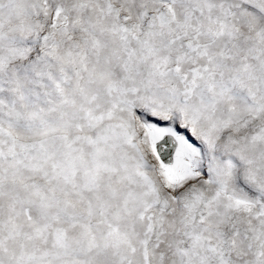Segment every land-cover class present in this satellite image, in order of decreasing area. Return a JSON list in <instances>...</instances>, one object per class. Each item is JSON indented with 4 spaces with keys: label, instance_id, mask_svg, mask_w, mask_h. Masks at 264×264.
<instances>
[{
    "label": "snow or ice",
    "instance_id": "snow-or-ice-1",
    "mask_svg": "<svg viewBox=\"0 0 264 264\" xmlns=\"http://www.w3.org/2000/svg\"><path fill=\"white\" fill-rule=\"evenodd\" d=\"M0 264H264V0H0Z\"/></svg>",
    "mask_w": 264,
    "mask_h": 264
}]
</instances>
